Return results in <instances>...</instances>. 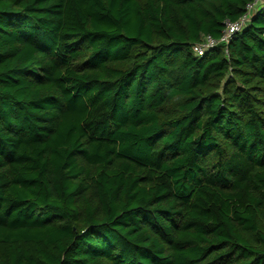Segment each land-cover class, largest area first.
Wrapping results in <instances>:
<instances>
[{
  "label": "trees",
  "instance_id": "1",
  "mask_svg": "<svg viewBox=\"0 0 264 264\" xmlns=\"http://www.w3.org/2000/svg\"><path fill=\"white\" fill-rule=\"evenodd\" d=\"M0 0V264H264V4Z\"/></svg>",
  "mask_w": 264,
  "mask_h": 264
},
{
  "label": "built area",
  "instance_id": "2",
  "mask_svg": "<svg viewBox=\"0 0 264 264\" xmlns=\"http://www.w3.org/2000/svg\"><path fill=\"white\" fill-rule=\"evenodd\" d=\"M261 4H264V0H255L254 2L249 3L248 12L243 17L237 21H226V28L220 39H217L212 35H207L200 43L195 45V53L203 55L207 50L215 47L219 42L223 41L228 43L235 33L243 29L252 12L255 11Z\"/></svg>",
  "mask_w": 264,
  "mask_h": 264
}]
</instances>
